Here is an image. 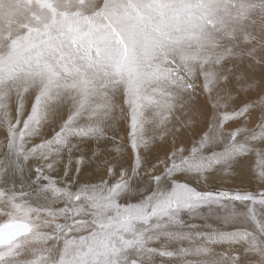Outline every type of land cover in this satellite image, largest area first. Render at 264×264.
Wrapping results in <instances>:
<instances>
[{"label":"snow or ice","instance_id":"obj_1","mask_svg":"<svg viewBox=\"0 0 264 264\" xmlns=\"http://www.w3.org/2000/svg\"><path fill=\"white\" fill-rule=\"evenodd\" d=\"M254 66H264V0H0V264H245L248 254L264 264V190L198 191L172 178H206L254 156L264 182V86L229 110L235 87L256 86ZM200 94L208 131L187 155L174 143L159 174L144 168L147 188L133 195L144 180L140 149L175 135L173 118L189 123ZM124 106L131 175L122 167L114 182L81 181L85 160L115 143L108 131ZM238 119L244 126L225 131ZM93 141L89 157L81 144ZM105 168L114 174L110 160ZM205 208L232 230L186 223Z\"/></svg>","mask_w":264,"mask_h":264},{"label":"bare ground","instance_id":"obj_2","mask_svg":"<svg viewBox=\"0 0 264 264\" xmlns=\"http://www.w3.org/2000/svg\"><path fill=\"white\" fill-rule=\"evenodd\" d=\"M247 66L248 63L247 61H245L243 67H247ZM248 75L251 77V80L249 82L256 84V86L254 88L249 89L248 91H244L239 87H235L233 92V101L229 105V110H231L233 106H239L248 102L249 100H255L257 95L260 94L261 86H264V66H254L250 68L248 71ZM29 98L33 99L32 97H27L26 100H28ZM195 105L196 108L194 112L191 114L192 119L189 123H187V124H192L189 128L183 131L182 129L185 124L181 123L177 125L175 118H173V120L169 123L168 127L170 130L179 127V131L175 132L177 138L174 142H169V141H171L172 137L175 135L169 134L170 135L169 139L160 140L158 137L155 143L150 145L149 148L140 149L143 152V154L139 152V155L144 161L140 175L144 177V180L142 181L140 179H137L136 181H134V183L139 185V189L137 192H134L133 195L138 197L139 193L145 191V189L147 188V184L144 182L147 180V174L144 172L143 170L144 168L152 169L153 165H155V168L153 169V172L155 174H159L160 172L163 171L164 165L160 164L159 161L163 160L166 157V155L173 150L174 143L175 146L178 148L183 146L185 150L184 154L187 155L189 154V151L193 147V145L199 141L197 139L198 127L202 125L201 120H203V118L206 115H208L206 114V112H210V109L208 110L205 105V96L203 94H200L196 98ZM69 108L70 105L62 106V108L57 113V117H56L57 123L61 122L62 119L67 118V115L69 114ZM126 110L128 111L127 108ZM175 115L183 116L185 119H187V116L189 114L177 112ZM259 115H260L259 108H253L248 115L251 117V122L246 126L248 128L254 127L258 122ZM117 116L118 119L115 122H113L112 127L108 131V137L114 139L115 143L114 144L101 143L100 151L97 152V155H99L100 157L99 160H91V161L87 159L85 160L84 164L82 165V171L78 174L81 181L98 182L100 178L103 177L104 179L112 180L114 182L119 177L120 170L122 167L128 169L129 175H131V166L133 164L134 154L130 150V147H128L125 141V137H128L129 139L128 136L129 127L127 125L128 117L125 111L123 116L120 115ZM209 121L210 120H208V123ZM244 122L239 123L238 120L234 122H229L225 131H229L237 127L244 126L245 124ZM208 123L206 122V124ZM51 128L52 127H49L47 131L51 132V130H53V128L52 129ZM5 133L6 132L2 130V128H0V143L4 142L6 136ZM95 144H96L95 141H93L91 144L83 143L81 144V151L85 152L87 156L90 157L92 155V151L95 148ZM109 160L112 162V166L114 168V174L111 175L106 172V168H105V162ZM254 160L255 157L250 156L239 167H234L233 169H229L227 171L223 169H217L216 171L208 174L206 178L198 177L195 174H189V173H176L172 178L180 182L187 183L190 186L196 188L198 191L215 192L220 190H228L233 192L250 191V192L258 193L259 191L264 190V182L260 181L255 176V172L252 168V164L254 163ZM72 174L74 177L77 175L75 161H73L72 164ZM30 175L31 174L27 170H25V174H24L25 183H27V180ZM59 175L62 177L63 173L60 172ZM17 180H19V177H17ZM254 181H256V184H251V182ZM208 183H213V184L212 186H210L211 184ZM7 186L11 187L12 186L11 182H9ZM16 187L17 188L20 187V184L18 182L16 184ZM204 187H210V189L211 187L214 188L211 190H205L203 189ZM247 187H255L256 190H248V189L244 190V188ZM236 206L237 208L242 207L241 205H239V202H237ZM204 213L205 215L202 216L192 217L185 215L183 218L188 225L200 224L203 226L216 225V226L228 227V226H223L222 221H218L215 216H207L206 208L204 209ZM238 251H240L241 254L243 255V246L239 247ZM259 259L260 257L257 255L248 254L245 264H257V261H259ZM157 264H160V262L157 261Z\"/></svg>","mask_w":264,"mask_h":264},{"label":"rangeland","instance_id":"obj_3","mask_svg":"<svg viewBox=\"0 0 264 264\" xmlns=\"http://www.w3.org/2000/svg\"><path fill=\"white\" fill-rule=\"evenodd\" d=\"M28 97H32L33 98V96H31V95H29ZM31 103H32V99L31 98H29L28 100H26L25 101V104H26V108L28 109V110H30V107H31ZM205 105H206V103H205ZM125 108H124V111H125V113H126V115H127V117H128V121H127V125H128V127H129V130H130V120H129V114H128V111L126 110V108H127V106H124ZM206 107H207V105H206ZM207 109L209 110V108L207 107ZM252 111V110H251ZM250 111V112H251ZM119 112H120V109L118 108L117 109V115H119ZM206 114H208V115H206L204 118H203V120H201V126L200 127H198V140H200V138H201V136L203 135V133L204 132H206V131H208V124H206V122L208 123V120H210V117H211V113L210 112H206ZM13 115H15V111H14V108H13ZM238 122L239 123H242V122H244V120H242V119H238ZM251 122V117L250 116H248L247 117V120H246V125H248L249 123ZM245 123V122H244ZM192 124H185L184 126H183V131L184 130H186L187 128H189L190 126H191ZM204 126V127H203ZM52 129V128H51ZM2 130H4L5 132H6V130L5 129H3L2 128ZM58 130V129H57ZM52 131V130H51ZM5 135H6V133H5ZM122 136H124V135H122ZM196 136V137H197ZM159 137V136H158ZM169 137H170V135H167L166 137H159V139L160 140H162V139H164V140H167V139H169ZM176 138H177V135H175V136H173L172 137V139H171V141H169V142H174L175 140H176ZM196 139V138H195ZM125 141H126V143H127V145H128V147H130V142H129V139H128V137H125ZM130 150L132 151V149H131V147H130ZM133 152V151H132ZM140 153H142L143 154V152L140 150ZM134 154V153H133ZM203 181V180H202ZM201 181V182H202ZM208 184H211L210 186H212V184L213 183H208ZM251 184H256V181H254V182H251ZM256 186V185H255ZM214 187H211V189H213ZM257 188H259V187H257ZM203 189H205V190H211L210 189V187H204ZM245 189H248V190H256L255 189V187H247V188H244V190ZM4 219V217L2 216V215H0V222H2L3 221V219ZM187 223V222H186ZM193 223H196V222H193ZM189 225H195V226H198V228H199V230L200 231H206L207 229H208V226H203V225H200V224H189ZM211 227H222V226H216V225H210ZM222 228H224V230H228V231H231L232 229L230 228V227H222ZM187 230V229H186ZM180 246H182L181 244H180V242H173L172 243V245H171V248H178V247H180ZM183 246H188V242L187 241H185V242H183ZM217 247V251H219L220 249H221V247L222 246H216ZM164 259H168V258H164ZM157 261L158 262H160V258L159 257H157Z\"/></svg>","mask_w":264,"mask_h":264}]
</instances>
